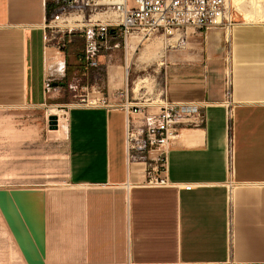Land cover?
<instances>
[{
	"label": "crops",
	"instance_id": "0c3cea01",
	"mask_svg": "<svg viewBox=\"0 0 264 264\" xmlns=\"http://www.w3.org/2000/svg\"><path fill=\"white\" fill-rule=\"evenodd\" d=\"M56 6L53 0H0L6 88L0 108L66 111L65 193L74 198L80 255L74 264H264V25L234 26L231 42L223 29L197 32L196 47L184 43L166 55L164 100L199 105L201 124L183 128L167 145L171 186L148 187L145 176L134 174L143 165L128 163L124 105L70 104L69 86H88L83 77L94 71L82 60L83 34L60 36V50L48 44ZM50 51L64 63L59 75L47 69ZM228 104L232 172L225 158Z\"/></svg>",
	"mask_w": 264,
	"mask_h": 264
},
{
	"label": "rangeland",
	"instance_id": "374dc122",
	"mask_svg": "<svg viewBox=\"0 0 264 264\" xmlns=\"http://www.w3.org/2000/svg\"><path fill=\"white\" fill-rule=\"evenodd\" d=\"M129 4L131 7H135L133 1H130ZM231 9L236 14L233 27L249 25L239 16V13L233 6ZM68 12L70 14L66 15L64 19L66 23L68 21L69 23L60 25L64 29L63 32L55 34L49 33L48 35V44L51 47L54 46L56 50L63 49V39H60V36L68 32L72 35H78L82 26L86 24L77 9L73 8ZM70 19L76 20L77 22L80 20L78 23H73L78 26H70ZM93 19H99L103 23H106L107 20L112 21L114 19V12L110 9L106 14L99 13L95 15ZM263 22L264 20L257 21V23L264 25ZM65 27L70 28L71 31ZM190 33L183 38L184 42L178 41L179 44L177 43V45V36L168 37L156 35L145 41L142 40L141 35L135 33L133 35L137 36V40L140 43H149L160 39L167 45L163 47L164 49L162 48V54L160 52V54L148 58L140 56L143 49L141 45L135 51L132 61H129L127 56V47L130 38L126 46L123 36L117 34L114 39H109L105 48L101 50L103 57H99L98 60L103 64L102 70L98 73L89 72L87 79L83 77L84 82L88 84V88L83 90L81 84L76 82L73 83L78 86L75 92L69 88L67 94L70 98V104L72 106H91L85 103L86 100L93 101L97 99L96 106L125 104L127 100L132 105L143 106L140 103L142 97L157 98L153 106L146 107V110L150 113L157 112L159 110L158 104L161 103L159 99L165 77V67L169 63V61H166V55L168 58L176 55L180 47H184V43H187L185 47L190 50L196 47L197 43L195 40L199 32L193 35H190ZM175 46L176 48H173ZM77 47L82 50L83 42L81 39L78 40ZM50 53L51 56H54L51 51ZM160 64L163 65L161 66ZM1 65L2 63H0ZM126 65L130 68V83L129 87H121L123 82V67ZM95 79L97 80L96 86L94 84ZM146 79L148 82L141 83L140 88L136 87L138 82L140 83ZM1 82L0 80V99L4 97V90H6V88L1 87ZM92 86L96 87V89H92ZM132 87L136 91L139 90L134 92ZM103 98H105L106 103H103L101 100ZM48 106L50 105L0 108V190L39 191L45 196L46 207L54 205V207L56 206L66 212L75 211L74 198L70 194L65 193V190H69L67 189L69 186L66 185L68 169L65 144L68 132L67 120L63 122V135L51 136L49 131L56 129L55 125H58V122L56 123L58 119L48 115ZM57 108L64 111L62 118H66L64 108L62 106H58ZM3 217L4 215L0 210V220ZM75 219L76 215L73 214L65 219L66 222L64 221L68 227L66 230L67 233L69 232L72 235L75 234ZM13 262L5 261L3 264H25ZM66 264H74V262Z\"/></svg>",
	"mask_w": 264,
	"mask_h": 264
},
{
	"label": "built area",
	"instance_id": "2783aa9c",
	"mask_svg": "<svg viewBox=\"0 0 264 264\" xmlns=\"http://www.w3.org/2000/svg\"><path fill=\"white\" fill-rule=\"evenodd\" d=\"M56 9L48 22L51 34L63 32L61 24H66L64 17L69 10L77 9L86 23L80 29L85 40L83 62L88 69L98 73L102 65L98 58L109 39L121 34L125 40L129 35L137 33L144 39L156 35L177 36L183 42L187 35L211 29L227 30L233 27L234 18L229 0H53ZM133 1L135 7L129 2ZM113 10L117 19L103 23L94 20L99 13ZM68 12V13H67ZM70 29L68 27H65ZM116 30V35L110 33ZM71 31V29L69 30ZM94 84L96 86L97 80ZM70 90L75 92L77 84H71ZM83 90L88 86L81 87ZM92 89L96 87L92 86ZM52 90L51 80L45 82V91ZM162 102L159 110L150 113L148 106L123 104L127 114L126 150L130 167L133 164H143L141 174L145 176L143 185L148 187H168V162L166 150L169 141L180 130L201 124L202 109L195 103H169L160 94ZM106 103L105 98L101 99ZM96 106V104H90ZM157 105V104H156ZM228 132L225 146L226 165L232 172L234 164V137L231 133L232 108L227 105ZM164 146V147H163ZM152 152H157L153 157ZM153 165L149 166V163ZM149 166V167H148Z\"/></svg>",
	"mask_w": 264,
	"mask_h": 264
},
{
	"label": "bare ground",
	"instance_id": "6f19581e",
	"mask_svg": "<svg viewBox=\"0 0 264 264\" xmlns=\"http://www.w3.org/2000/svg\"><path fill=\"white\" fill-rule=\"evenodd\" d=\"M229 5H230V7L233 6V8L239 13V16L246 23L262 24V23H257V21L258 20H264V0H229ZM238 13H237V16H238ZM80 16H82V15H80ZM232 16L234 18V17H236V14L233 13ZM70 17H72V16H70ZM65 18H66V16H65ZM116 19H117V14L114 12V19L113 20H116ZM76 22H77L76 20L74 21V20L70 19V26H72V25L78 26V25H74ZM81 22H80V24H81ZM68 23H69V21H68ZM68 23H66V24H68ZM233 28L234 27L226 30V38L230 42L232 40L231 34H232ZM137 35H139V34H137ZM141 38H142V36H141ZM128 39H129V42H128V47H127V49H128L127 50V56H128L129 61H132V59L134 58L135 51L138 50L139 46H141V45L143 46V49H142L140 56L147 57V58L150 56L158 55V54H160V52L162 54V52H163L162 48L167 45V44L165 45L162 42V40H160V39H156V40L149 42V43H144V42L140 43L139 40H137V36L131 34L126 39V46H127ZM171 39H173V38H171ZM142 40L146 41L147 39L142 38ZM178 41L179 40L177 37L176 45H177V43L179 44ZM171 46H173V45H171ZM160 56H162V55H160ZM47 62L49 65V66H47V69L49 67L50 73H55V75L56 74L59 75L62 72V68H63L64 63L61 60V58H59L57 56L49 55ZM144 82H148L147 79L140 82V83L138 82V84H136V87L140 88V84L144 83ZM129 83H130V68H129V66L126 65L124 67V71H123V86L129 87ZM132 90L134 92H137L139 89L136 91L135 88L132 87ZM156 101H157V98L155 99V98H143L142 97L140 100V103L143 106H153V104L156 103ZM159 101L162 102L161 99H159ZM96 102H97V99H95L93 101H89L87 99L85 103L86 104H96ZM47 108L49 109L48 115L50 117H54V118L58 119V120H56V123L58 122V125H55L56 129H54V130L51 129L49 131L51 136L63 135V132H64L63 122L65 120H67V118H64V119L62 118V113L64 111L59 110L54 105L48 106ZM54 123H55V119H54ZM156 154H157V152L151 153V155L153 157ZM134 165L135 164H133V166ZM137 168L139 169V167H137ZM73 214L76 215V212L74 210L66 212L65 210L60 209L56 206L54 207V205L49 206V207L45 206V232H46L45 264H59V263L66 264V263H69V262L72 263L75 261L74 259H76V258H74V255H78V254H75L77 252V251L75 252V245H76L75 234L72 235V234H69V232L67 233L66 230L68 229V227L64 223L65 219H67L69 215H73ZM79 214H81V213H79ZM80 220H79V222H80ZM78 239L79 238H77V240ZM79 241H80V239H79ZM78 256H80V255H78ZM78 258L80 259V257H78ZM78 258L76 259L77 261H78ZM5 261H14V262H18V263L27 264V262L23 256V253H22V251H21V249H20V247H19V245H18V243H17L6 219H5V217H3V219L0 220V264H3Z\"/></svg>",
	"mask_w": 264,
	"mask_h": 264
},
{
	"label": "water",
	"instance_id": "95a60500",
	"mask_svg": "<svg viewBox=\"0 0 264 264\" xmlns=\"http://www.w3.org/2000/svg\"><path fill=\"white\" fill-rule=\"evenodd\" d=\"M65 83H54V86ZM24 193L37 194L39 202L25 200ZM3 213L27 264H45V196L35 190H0Z\"/></svg>",
	"mask_w": 264,
	"mask_h": 264
},
{
	"label": "flooded vegetation",
	"instance_id": "af4514ba",
	"mask_svg": "<svg viewBox=\"0 0 264 264\" xmlns=\"http://www.w3.org/2000/svg\"><path fill=\"white\" fill-rule=\"evenodd\" d=\"M24 198L33 204H37L40 201L37 194L24 193Z\"/></svg>",
	"mask_w": 264,
	"mask_h": 264
},
{
	"label": "trees",
	"instance_id": "16d2710c",
	"mask_svg": "<svg viewBox=\"0 0 264 264\" xmlns=\"http://www.w3.org/2000/svg\"><path fill=\"white\" fill-rule=\"evenodd\" d=\"M110 33L113 35V36H115L116 35V30L115 29H110ZM82 60H83V58H82ZM70 81V80H69Z\"/></svg>",
	"mask_w": 264,
	"mask_h": 264
}]
</instances>
